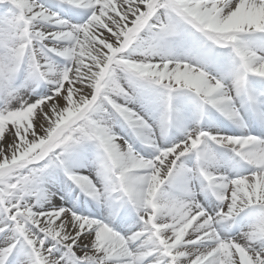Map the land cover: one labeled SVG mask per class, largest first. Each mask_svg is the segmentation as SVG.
<instances>
[{
	"label": "snow or ice",
	"instance_id": "6c2138e0",
	"mask_svg": "<svg viewBox=\"0 0 264 264\" xmlns=\"http://www.w3.org/2000/svg\"><path fill=\"white\" fill-rule=\"evenodd\" d=\"M0 264H264V0H0Z\"/></svg>",
	"mask_w": 264,
	"mask_h": 264
}]
</instances>
